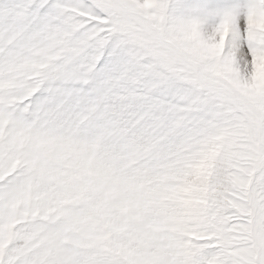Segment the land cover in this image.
I'll use <instances>...</instances> for the list:
<instances>
[{
	"label": "snow or ice",
	"instance_id": "obj_1",
	"mask_svg": "<svg viewBox=\"0 0 264 264\" xmlns=\"http://www.w3.org/2000/svg\"><path fill=\"white\" fill-rule=\"evenodd\" d=\"M0 264H264V0H0Z\"/></svg>",
	"mask_w": 264,
	"mask_h": 264
}]
</instances>
